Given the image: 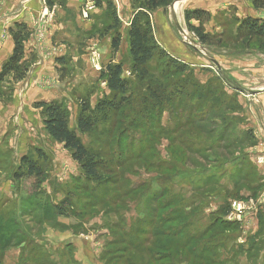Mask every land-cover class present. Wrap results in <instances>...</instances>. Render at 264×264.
I'll use <instances>...</instances> for the list:
<instances>
[{
  "label": "rangeland",
  "instance_id": "1",
  "mask_svg": "<svg viewBox=\"0 0 264 264\" xmlns=\"http://www.w3.org/2000/svg\"><path fill=\"white\" fill-rule=\"evenodd\" d=\"M173 3L147 10L166 58L152 61L142 81L132 70L128 32L144 0H0V53L8 39L14 43L16 24L29 29L26 77L0 82V264H141L155 254L158 264H264V37L243 28L248 19L264 22V0L258 8L253 0H186L177 12ZM196 9L211 14L206 44L185 19ZM48 64L51 75L33 80L35 67ZM118 64L132 105L100 115L81 133L82 104L94 112L102 100H120L105 80L108 66ZM155 82L166 93L162 104L147 91ZM35 87L56 93L36 99ZM53 101L102 160L100 183L86 180L71 152L46 132L36 104ZM24 157L45 172L34 194L15 180ZM234 201L248 209L231 221ZM162 202L174 204L163 215H185L167 225L172 236L126 248L139 229L146 233Z\"/></svg>",
  "mask_w": 264,
  "mask_h": 264
},
{
  "label": "trees",
  "instance_id": "2",
  "mask_svg": "<svg viewBox=\"0 0 264 264\" xmlns=\"http://www.w3.org/2000/svg\"><path fill=\"white\" fill-rule=\"evenodd\" d=\"M47 1L51 3V0ZM175 1L176 0H144V6L146 8H141L131 21L128 37L130 42V55L133 59L132 70L142 81H145L148 78L150 73L149 65L152 61L155 59L166 58L164 50H162L156 42L147 10L154 11L160 7H167ZM258 1L259 0H253L255 8H258ZM210 18L211 14L201 9L188 11L185 14V19L190 29L203 44L208 42V35L204 33L203 25L208 22ZM192 20L198 21L200 25L198 27L191 25L190 23ZM243 28H245L252 36L264 37V22L260 23L248 19L243 21ZM10 32L14 40V50L11 57L3 65L2 70L0 71V82H3L4 79L10 75H13L16 81H20L23 80L28 73V67L24 63V58L25 42L29 35V29L25 24H16L15 29H12ZM112 45L114 50L119 49L120 36H117L113 40ZM60 62L64 64L63 60H60ZM170 63V67H174L179 73H185L187 71L186 66H183L175 60H171ZM122 76L123 71L121 65L108 66L107 74L105 75L108 88L113 95H120L121 98L119 101H117L116 98L100 101L94 112H92L88 103L82 104L77 123L78 130L81 133L85 134L91 132L98 124L100 115H103L106 119L108 113H118L124 106L132 105V95L129 97L127 96L131 92L130 82L125 80ZM147 91L149 92L151 101L157 104H162L165 100V90H163L162 85H158V82H155L154 87H147ZM173 95L174 94H171L167 97L166 102L170 103V99ZM199 101H201V99ZM36 108H41L43 110L45 129L48 135L54 141L63 144L64 148L71 152L73 160L80 165L85 179L100 183L102 181V172H106L103 168V162L83 144L77 133L70 128L68 113L62 104L56 101L51 103L41 102L36 104ZM20 169L21 171L15 175V180L23 183V186L24 184H27L28 187L29 185H32L33 188L29 191L33 194L39 191L45 177V172L39 162L24 157L21 160ZM29 181L31 184H29ZM156 207V214L152 218L153 220H148V222H152H146V225H148L146 233L144 232L145 229H139L126 248L133 249L134 251L150 243L151 239L170 237L172 236V231L169 229L167 230V225L184 220L185 215L182 213L176 218L175 216L167 214L163 215L164 211L169 207H174V204H167V202L165 204L162 202ZM56 209L59 215L66 216L68 214L67 209L62 206H59ZM160 211H162L161 216L159 214ZM221 227L223 228L224 226ZM142 236H145L146 238L143 240ZM194 252H196L195 249L192 251L193 255L195 254ZM197 257L200 261H204L200 254ZM160 259V254L151 255V258H148L147 263L145 262L141 264H158L159 261H162Z\"/></svg>",
  "mask_w": 264,
  "mask_h": 264
},
{
  "label": "crops",
  "instance_id": "3",
  "mask_svg": "<svg viewBox=\"0 0 264 264\" xmlns=\"http://www.w3.org/2000/svg\"><path fill=\"white\" fill-rule=\"evenodd\" d=\"M172 10L174 11V9L172 8ZM30 44V43H29ZM29 44L27 45V49L29 48ZM7 47L9 50H6V51H3L2 53H0V70L3 66V63L6 62V60L9 58V56L11 55V53L13 52V49H14V43L11 39H8L7 40ZM26 60H28L29 58L27 57V53H26V57H25ZM51 65V64H50ZM50 65H45V66H38V67H35V72L34 74L32 75V79L35 80L39 77H48L51 75V71H50ZM263 92V90H262ZM31 96L32 97H36V99H47V98H51L53 94H55V90L53 88L51 89H46V88H40V87H35V88H31ZM264 100V99H262ZM262 107V106H260ZM263 111H264V108H263ZM262 124L260 125V128L263 129L264 131V119L261 121ZM264 136V134H263ZM18 261L15 260V262H10L11 264H16Z\"/></svg>",
  "mask_w": 264,
  "mask_h": 264
},
{
  "label": "built area",
  "instance_id": "4",
  "mask_svg": "<svg viewBox=\"0 0 264 264\" xmlns=\"http://www.w3.org/2000/svg\"><path fill=\"white\" fill-rule=\"evenodd\" d=\"M94 60L96 61V59H94ZM95 67L98 69V71H101V67L99 66V63L95 64ZM231 207H232V213L230 216V220L233 218L239 220L240 216L243 215L245 213V211L248 209L247 208L248 206L244 202H237V201H234L232 203ZM235 215H237V216L235 217Z\"/></svg>",
  "mask_w": 264,
  "mask_h": 264
},
{
  "label": "water",
  "instance_id": "5",
  "mask_svg": "<svg viewBox=\"0 0 264 264\" xmlns=\"http://www.w3.org/2000/svg\"><path fill=\"white\" fill-rule=\"evenodd\" d=\"M184 1H186V0H176L173 3L172 8L174 9L176 4H178L179 2H184ZM180 30H181L182 33H184V30L182 28H180ZM184 43L187 44V45H190V43L188 41H185ZM192 46L194 47L195 50H198L197 46H194V45H192Z\"/></svg>",
  "mask_w": 264,
  "mask_h": 264
},
{
  "label": "bare ground",
  "instance_id": "6",
  "mask_svg": "<svg viewBox=\"0 0 264 264\" xmlns=\"http://www.w3.org/2000/svg\"><path fill=\"white\" fill-rule=\"evenodd\" d=\"M175 11H176V12L178 11V6H177V4L175 5V8H174V12H175ZM183 34H184V36H188V34H187L185 31H184ZM185 40L188 41V38H187V39L185 38ZM188 42H189L190 44L196 46V44H194L193 42H191V38H190V40H189ZM197 47H198V46H197Z\"/></svg>",
  "mask_w": 264,
  "mask_h": 264
}]
</instances>
